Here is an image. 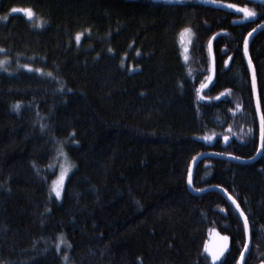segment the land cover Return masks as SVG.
Wrapping results in <instances>:
<instances>
[{
  "label": "trees",
  "instance_id": "trees-1",
  "mask_svg": "<svg viewBox=\"0 0 264 264\" xmlns=\"http://www.w3.org/2000/svg\"><path fill=\"white\" fill-rule=\"evenodd\" d=\"M262 22L246 0H0V264H213V232L229 237L217 264H238L240 216L188 188L201 155L193 189L236 200L244 264H264V143L249 164L210 156L257 154L243 49ZM248 51L264 115V29Z\"/></svg>",
  "mask_w": 264,
  "mask_h": 264
},
{
  "label": "snow or ice",
  "instance_id": "snow-or-ice-1",
  "mask_svg": "<svg viewBox=\"0 0 264 264\" xmlns=\"http://www.w3.org/2000/svg\"><path fill=\"white\" fill-rule=\"evenodd\" d=\"M227 7L229 8H233V9H236L238 12H241L243 13V17L244 18H250V17H255L257 14L249 9L248 7L244 6V7H240L238 6L237 4H234V3H230V4H227ZM13 12H16V11H22V12H25L28 16L29 19L33 18V16L35 15L34 12L32 11V9L30 8H25V9H12ZM185 31H188L187 29H185ZM81 33H77L76 36H75V39H76V42L79 43L80 42V39H81ZM249 35H251V33H249ZM247 44H248V41H247V38L245 39V55H247ZM209 50L211 51V41H209ZM109 51H111V49H109ZM187 58V57H186ZM0 64H3V61H0ZM249 64L251 65V61H249ZM24 67H29L28 65H25ZM37 71H40L39 69H37ZM49 75H51V73H49ZM201 87H205V85H201ZM256 90V83H255V76H253V91L255 92ZM199 92V89L197 90ZM14 107L19 110L20 108V103L17 102L16 105H14ZM239 107V105L237 106ZM260 108H261V100L260 98L257 99V112L259 113L260 112ZM260 125H261V137L262 139H264V115H261L260 116ZM45 127L44 124H41V128L43 129ZM208 137H206L207 139ZM58 155H61V156H65V160H67V157H66V154L63 152L62 148L61 150L58 152ZM71 167L72 165L70 163H66V164H62L61 165V171L59 173V176L57 177L56 180H54L52 182V185L50 187V192L51 193H54L55 194V197L57 199H59L61 197V193L64 189V183H65V178L66 176L68 175V172L71 170ZM189 184L192 183L191 181V171H189ZM197 191H201L200 189H197ZM229 199H232V197H229ZM232 203L236 205L237 209H239V204L236 202V200L232 199ZM240 216L244 218V232L245 234L247 235L248 234V231H249V224H248V219L245 215V213L243 211H240ZM221 241H223V243L216 249H212V248H209L207 245H205V251L209 252L212 256V260L214 262V264H216L217 261H220L221 257L223 256L224 252L227 250L228 248V240H229V237L227 236H222V237H219ZM67 242L64 240L63 238V235L61 234L59 237H58V242L56 243V248L57 250L59 251L60 250V246L62 244H66ZM67 246L70 248L71 245L70 244H67ZM244 249L247 250L249 245L247 242L244 243L243 245ZM241 261L243 260L244 258V255H245V252L242 251L241 252ZM65 260L68 259V256L67 254H65ZM238 264H240V262H238Z\"/></svg>",
  "mask_w": 264,
  "mask_h": 264
},
{
  "label": "water",
  "instance_id": "water-1",
  "mask_svg": "<svg viewBox=\"0 0 264 264\" xmlns=\"http://www.w3.org/2000/svg\"><path fill=\"white\" fill-rule=\"evenodd\" d=\"M246 1H250V2H253V3H256V4L264 6V0H246ZM263 29H264V22L260 23L258 26H256V28H254L251 32H249V33H251V35L248 34L246 36L247 41H248V44H247V55H245V42H244L243 53H244V58L246 60V63L248 65V68H249V71H250V75H251L252 90H253V76H255V70H254L252 62H251V65L249 64V61H251V59H250V56H249L248 48H249V44H250L252 38L256 34H258L260 31H262ZM210 54H211V51H210ZM211 61H212V73H211V77H210V80H209L208 83L211 82L213 74H214L212 55H211ZM255 83H256V76H255ZM253 97H254L255 109H256L258 122H259V128H260L259 146H258V151H257L256 156L251 158V159H238V158H234V157H231V156H222V155H216V154H211L210 156L222 158V159H225V160L234 161V162L241 163V164L253 163L254 161H256L261 156L264 139H262V137H261V125H260V116L262 115L261 114V109H260L259 113L257 112V99H258L257 83H256V90H255V92L253 91ZM203 157H206V156L205 155H201V156H198V157H196V158H194L192 160V162L190 164V167H189V171H191V181H192V177H193L195 166L198 163V161L200 159H202ZM188 181H189V179H188ZM188 188H189L190 192L195 194V195H200V194H202L204 192L211 191V190L219 192L222 196H224L226 198V200L232 205V207L236 210V212L240 216V211H241L240 207H239V209H237L236 205L232 203V199L233 198L229 199L230 196L223 189L218 188V187H211V188H208V189H205V190L196 191V190L193 189L192 183L189 184V182H188ZM240 218H241L242 223L244 225V218L241 217V216H240ZM246 242L248 243L249 247H248L247 250H245V249L243 250L245 252V255H244V258H243L242 261H241V256H240L239 261H238V262H240V264H244L246 255H247V253L249 251V248H250V230L248 231V234L246 235Z\"/></svg>",
  "mask_w": 264,
  "mask_h": 264
},
{
  "label": "rangeland",
  "instance_id": "rangeland-1",
  "mask_svg": "<svg viewBox=\"0 0 264 264\" xmlns=\"http://www.w3.org/2000/svg\"><path fill=\"white\" fill-rule=\"evenodd\" d=\"M154 1H163V2H168V3H171V2H174V1H176V0H154ZM25 13V12H24ZM26 14V13H25ZM27 15V14H26ZM60 151V150H59ZM58 151V152H59ZM57 159L59 160V163H58V169H59V173H60V171H61V165L62 164H66V163H70L71 165H72V163L68 160V158H67V160H65V156H61V155H58V153H57ZM71 169H72V167H71ZM70 172V171H69ZM68 172V173H69ZM59 176V175H58ZM68 176V175H67ZM67 176H66V178H65V181H66V179H67ZM57 179V178H56ZM219 237H222L221 235H219L218 233H216V232H213V233H211L210 234V236H209V239H208V241L206 242V244L205 245H207L209 248H212V249H216V248H218L222 243H223V241H221L220 240V238ZM226 252V251H225ZM225 252H224V254H225ZM206 253L209 255V257H210V259H211V262L214 264V262H213V260H212V256H211V254L209 253V252H207L206 251ZM223 254V255H224ZM223 257V256H222ZM222 257H221V259H222ZM220 259V260H221ZM219 261H217L216 262V264L218 263Z\"/></svg>",
  "mask_w": 264,
  "mask_h": 264
}]
</instances>
